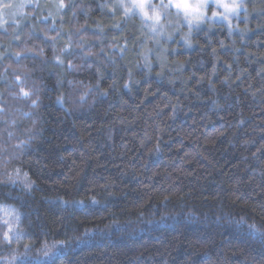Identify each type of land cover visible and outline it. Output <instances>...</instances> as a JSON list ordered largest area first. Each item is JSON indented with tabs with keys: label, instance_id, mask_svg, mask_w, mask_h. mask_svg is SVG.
I'll use <instances>...</instances> for the list:
<instances>
[{
	"label": "trees",
	"instance_id": "trees-1",
	"mask_svg": "<svg viewBox=\"0 0 264 264\" xmlns=\"http://www.w3.org/2000/svg\"><path fill=\"white\" fill-rule=\"evenodd\" d=\"M65 5L0 31V264H264V0L148 69L135 18Z\"/></svg>",
	"mask_w": 264,
	"mask_h": 264
},
{
	"label": "rangeland",
	"instance_id": "rangeland-1",
	"mask_svg": "<svg viewBox=\"0 0 264 264\" xmlns=\"http://www.w3.org/2000/svg\"><path fill=\"white\" fill-rule=\"evenodd\" d=\"M106 3L110 6L109 8L114 13L113 19L115 20L114 25L111 26L112 29H117V25L122 20L130 21L135 18V28L132 29L136 34V39L133 44H131L128 37H126V32L122 30L123 36L119 38V36H114L109 38L110 40H124V45L120 46V52L125 57L128 53H133V55L137 56L139 60L142 61V65L144 68L148 69L153 66V58H161L162 53H168L175 51L174 45L179 43H185L189 39V27L187 22L184 20L183 16H177L176 9H158L161 11V21L159 24L155 25L156 31H153L152 21H146L140 14H128L125 15L124 7H121V0H105ZM247 0H243V4L246 7L245 3ZM5 3L19 4L25 3V7L22 10H19V14L10 15L9 13L12 11H16L15 9L7 10L3 13V19L7 22L0 26V31H3L5 27L10 23H15L16 25L24 24L27 22H31L32 18H36L38 20H43L44 17L49 16L56 20L61 21L64 25L67 23V17L70 14V10L65 5V0H3ZM164 3H167V0H163ZM61 3H63L64 7H61ZM154 5L159 6L161 4V0H152ZM124 5L130 6V0H123ZM207 13L206 19L204 23L200 24L198 28L202 27L205 23H218L223 22L229 25V21L213 18L208 20L207 17L212 16L213 11H222V9L216 8L214 5L210 6L205 10ZM244 11V8H241L239 12V16H231L230 22L231 25L236 23L237 18H239ZM121 20V21H118ZM19 22V23H17ZM192 28L197 27L193 26ZM125 35V37H124ZM171 50V51H170ZM161 54V55H160ZM161 57H160V56ZM7 210V211H5ZM20 218L19 213L12 206L2 205L0 204V217L3 224L6 226V233L11 239H17L20 236L18 231V221L16 217ZM7 221V223H5ZM7 240V239H6ZM9 241V240H7Z\"/></svg>",
	"mask_w": 264,
	"mask_h": 264
},
{
	"label": "snow or ice",
	"instance_id": "snow-or-ice-1",
	"mask_svg": "<svg viewBox=\"0 0 264 264\" xmlns=\"http://www.w3.org/2000/svg\"><path fill=\"white\" fill-rule=\"evenodd\" d=\"M212 5L216 8L222 9V11H213L212 16L207 17V19L211 20L213 18H218L227 20L229 21V28H231V16H239L241 8H244L245 12L247 11L243 4V0H167V3H164L163 0H161V4L159 6L154 5L152 0H130V6L124 5L123 0H121V7H124L125 15L140 14L146 21H152L153 31H156L155 25L159 24L161 21V11L158 9L175 8L177 16L182 15L184 20L187 22L189 29H192L193 26L198 28L199 25L205 21L207 16L205 10ZM25 6V3L12 4L5 3L3 0H0V13L15 9L16 11H12L9 14L17 15L19 14V10H22ZM60 6L64 7L63 3H61ZM6 22L7 21L3 19V15L0 14V26ZM185 39L187 42V38ZM23 95L27 97L29 93L24 92ZM35 103L36 102L33 101V104ZM25 186L28 189L31 188L30 183ZM16 218L19 219L18 216ZM5 223H7V221H5ZM249 227L254 228L255 226L250 225ZM260 234L261 238L264 239V231H261ZM5 239L10 240L7 233H5ZM59 243L66 244L67 241H59Z\"/></svg>",
	"mask_w": 264,
	"mask_h": 264
},
{
	"label": "bare ground",
	"instance_id": "bare-ground-1",
	"mask_svg": "<svg viewBox=\"0 0 264 264\" xmlns=\"http://www.w3.org/2000/svg\"><path fill=\"white\" fill-rule=\"evenodd\" d=\"M252 12V11H251ZM208 29V28H207Z\"/></svg>",
	"mask_w": 264,
	"mask_h": 264
}]
</instances>
